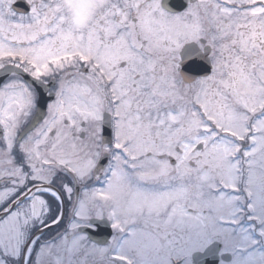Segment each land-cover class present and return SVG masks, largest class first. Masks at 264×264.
Instances as JSON below:
<instances>
[{"label":"snow or ice","instance_id":"snow-or-ice-1","mask_svg":"<svg viewBox=\"0 0 264 264\" xmlns=\"http://www.w3.org/2000/svg\"><path fill=\"white\" fill-rule=\"evenodd\" d=\"M0 264H264V0H0Z\"/></svg>","mask_w":264,"mask_h":264}]
</instances>
